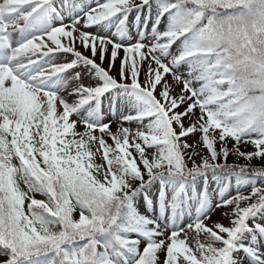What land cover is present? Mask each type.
Wrapping results in <instances>:
<instances>
[{
	"label": "snow or ice",
	"instance_id": "obj_1",
	"mask_svg": "<svg viewBox=\"0 0 264 264\" xmlns=\"http://www.w3.org/2000/svg\"><path fill=\"white\" fill-rule=\"evenodd\" d=\"M0 264H264V0H0Z\"/></svg>",
	"mask_w": 264,
	"mask_h": 264
},
{
	"label": "rangeland",
	"instance_id": "obj_2",
	"mask_svg": "<svg viewBox=\"0 0 264 264\" xmlns=\"http://www.w3.org/2000/svg\"><path fill=\"white\" fill-rule=\"evenodd\" d=\"M248 150H251V148L249 147ZM234 160H235V157L229 156V163L234 162ZM241 162H242V161H241Z\"/></svg>",
	"mask_w": 264,
	"mask_h": 264
},
{
	"label": "bare ground",
	"instance_id": "obj_3",
	"mask_svg": "<svg viewBox=\"0 0 264 264\" xmlns=\"http://www.w3.org/2000/svg\"><path fill=\"white\" fill-rule=\"evenodd\" d=\"M214 218H218V217H214Z\"/></svg>",
	"mask_w": 264,
	"mask_h": 264
},
{
	"label": "trees",
	"instance_id": "obj_4",
	"mask_svg": "<svg viewBox=\"0 0 264 264\" xmlns=\"http://www.w3.org/2000/svg\"><path fill=\"white\" fill-rule=\"evenodd\" d=\"M39 198V197H38Z\"/></svg>",
	"mask_w": 264,
	"mask_h": 264
}]
</instances>
